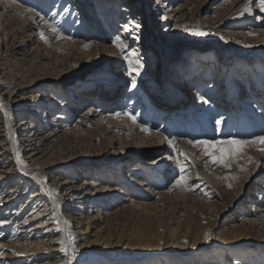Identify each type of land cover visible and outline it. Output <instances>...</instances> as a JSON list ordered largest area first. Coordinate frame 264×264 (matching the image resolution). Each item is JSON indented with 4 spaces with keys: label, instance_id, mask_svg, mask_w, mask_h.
<instances>
[{
    "label": "rangeland",
    "instance_id": "1",
    "mask_svg": "<svg viewBox=\"0 0 264 264\" xmlns=\"http://www.w3.org/2000/svg\"><path fill=\"white\" fill-rule=\"evenodd\" d=\"M257 2L182 0L178 3L181 6L176 13V21L167 30L161 23L167 14L161 17L153 14V5L156 3L148 5L146 9L144 5L142 8L140 5L132 7V10L139 12L140 19L149 28H146L143 37H139V31L130 34V37L143 38L142 46L145 45L156 55V64L148 65V69L158 84H161V92H148L154 95L157 104L163 106L160 109L157 105L161 121H158L159 114L155 108L151 107L150 111L155 112L156 117L152 118L149 113L147 121L141 124L153 131L164 127L165 133L162 135L176 142L177 153L173 155L171 149H166L153 155L152 150L148 149L147 155V152L141 153L140 147H134V157L121 160L113 156L117 148L113 149L110 142L101 144L96 137H88L74 128L67 130L66 127H71L74 121L67 120L62 112L60 126L65 136L91 151V162L83 165L87 171L80 179H86L89 182L88 189L94 193L99 192V196L94 204L84 206V213L78 211L82 216H74L78 220L76 226L74 222L67 221L66 216L67 223L64 222L62 228L64 235L61 232L54 233L39 243H57L59 248L61 246L68 251L65 264H100L101 258L97 262L93 261L96 259L90 256L89 249L84 245L90 241L88 234L110 225L115 226L113 236L119 234L124 239H131L127 246L115 249L116 260L125 261H114L112 264H264V151L260 150L264 144H247L242 147L237 144L222 145L223 156L229 162V166L225 167L223 164H213L204 150L189 143L200 140H251L255 136L264 135V88L259 85L254 90H247L248 82L255 81L258 74L264 72V22H259L261 18L264 19V12L259 10ZM123 3L121 1L118 8L113 10L114 16L119 15L117 9L122 8ZM246 7H250L251 12L246 11ZM120 21L118 24L121 27L127 20L122 18ZM118 27L109 34L96 32L83 38L87 39V43L95 41L110 47ZM185 27L199 28L212 35L196 37L186 32ZM12 28V32H5L2 36L7 41L15 37L16 44L25 41L28 37L26 34H31L23 32L24 26L20 22L13 23ZM13 47L6 45L4 50L10 52ZM29 48L26 49L29 55L26 67L55 79L71 80L65 86L66 92L87 83H95L94 91L87 95L91 94L96 100L103 101L104 96L112 93L107 87L111 71L114 80H124V84L120 85L122 96H125L131 85V80L125 78L127 67L111 50L88 49L74 42L52 45L44 40L38 42L36 49L29 52ZM40 57L43 59L40 60ZM132 60L135 63L136 57ZM15 64L22 67L20 62ZM216 69L226 71V74L220 72L215 76ZM190 70H195L193 73L197 77L192 74L187 76ZM202 70L207 73L200 74ZM172 77H176L174 84L169 81ZM230 77L234 80L231 81ZM199 78L201 83L197 88L195 84H198ZM184 79L195 84L182 87ZM223 80V96L230 93V98L224 99L221 105H224L223 109H228L225 113L231 114L230 119L223 116L222 126H217L215 121L221 118L216 117L219 110L212 111L208 116L204 112L205 105L196 96L203 93L200 89L205 85L212 82L219 85ZM178 88L179 92H186L184 100L172 95L171 92L175 93ZM214 95H208L210 105L211 101H215ZM121 102L110 109L120 107ZM102 105L101 102L97 106ZM57 109L55 114L61 111L59 105ZM157 123L158 127L155 125ZM113 126L114 123L108 124L110 129ZM120 134L121 137L130 136L131 142L135 137L130 128ZM142 140L144 136H140L139 141ZM175 156L185 165L184 169L187 168L183 175L186 174L185 183L189 181L190 186L185 185L171 192L173 180L181 175V172L173 168L174 164H169L171 159H176ZM159 158H163L166 164L165 172L159 169L162 165L150 166ZM133 167L142 170L136 180L150 183V193L140 189L137 182L133 181V173L130 174ZM94 181H99L102 186L94 187ZM115 216L119 220H112ZM7 233H3L5 243L8 241ZM205 233L210 237L208 240L204 238ZM13 251L7 247L0 250V254L3 253L0 264H12L8 256ZM47 261H52L48 253L37 252L22 255L15 264H44Z\"/></svg>",
    "mask_w": 264,
    "mask_h": 264
},
{
    "label": "bare ground",
    "instance_id": "2",
    "mask_svg": "<svg viewBox=\"0 0 264 264\" xmlns=\"http://www.w3.org/2000/svg\"><path fill=\"white\" fill-rule=\"evenodd\" d=\"M121 1H124V5L117 9L120 12L119 15L114 16L113 10L118 8ZM121 1L0 0V250L5 247L14 249L8 256L12 259V264L18 262L24 254L31 255L37 252L48 253L51 256L52 261H47L44 264H65L68 251L66 252L61 246L59 248L57 243L56 245L55 243L54 245H50V243L45 245L39 242L52 237L54 233L61 232V235H64V231H62L64 222H74L76 226L78 220L74 216H82L79 213H84V206L88 203L94 204L99 196V192L94 193L88 189L89 182L86 179H80L82 176L84 177L87 171L83 165L86 162H91V151L79 146L74 139L65 136L60 126V119L63 118L62 112L67 120L74 121L71 127H66L67 130L74 128L75 131L77 130L88 137H96V140L101 144L105 141L110 142L113 149L117 148L113 156H117L121 160L126 157H134V147H140L141 153L151 149L153 155L160 154L166 149H171L173 155L177 153L175 151L176 142L165 139L162 135L165 133L164 127H161L159 131H142L145 126L141 123L147 121L149 113L152 114V118L156 117L155 112L150 111L151 107H154L158 114L163 107L156 103L154 95L151 94L161 92V84H158L148 69V65L156 64V55L149 51L145 45L142 46L143 38L130 37V34L139 31V37H143L144 34L146 35V28H149L140 19L139 12L132 10L133 6L140 5L142 8L144 5L146 9L148 5L156 3L153 5V14L158 17L167 14L161 20L162 25L167 30L170 25L175 23L176 13L181 6L178 3L182 0ZM143 14L145 13L143 12ZM122 18H126L127 21L120 27L118 23L121 22ZM15 22H20L22 27L24 26L23 32L31 33L25 35L28 36L25 41L17 44L14 41L15 37L7 41L2 36L5 32H12V25ZM136 22L142 25L138 30L134 26ZM259 22H264V19L261 18ZM53 27L57 28V32L52 31ZM116 27L118 28L112 40L114 41L117 36L121 38L122 46H124L123 53L113 41L109 47L95 41L87 43L85 41L87 39L83 38L96 32L109 34ZM41 33L46 39H41ZM40 40L46 41L47 44L60 46L73 42L79 47L88 44V49L113 51V54H116L123 65L125 64L127 70L128 60L135 64L132 60L135 57L142 61L144 67L140 75L136 77V88L132 89L130 85L128 92L124 94L125 96H122L120 91L122 90L120 85L124 84V80H114L113 77L115 76L111 71L108 75L107 87L114 94L110 92V95L103 97L105 100L98 99V101L91 94L87 95L94 91L95 83H87L82 87L71 88L69 92H66L65 86L71 80L67 81V78L55 79L26 67L29 56L26 54V49L29 46H31L29 52L36 49ZM6 45L14 46L13 50L6 52L4 50ZM133 50H135V55H133ZM126 56L128 59L125 58ZM39 59L42 60L43 58L40 57ZM15 62H20L22 67L16 65ZM220 70L216 69L215 76L220 72L226 74V71ZM194 71H187V76L195 75ZM126 72V79L131 80V75H136L135 72L131 74L129 71ZM203 73L206 74L207 72L202 70L200 74L203 75ZM263 73L260 72L255 81L248 82L247 90H254V87L259 85L264 88ZM185 79L182 81V87H189L190 83L195 84L191 80L187 82ZM220 79L221 77L216 81ZM230 79L231 81L234 80L233 77ZM169 81L174 84L176 77L169 78ZM197 82L195 87L199 88L200 78ZM224 82V80L220 81L219 85L217 82L209 83L200 89L203 92L201 95H195L196 99L201 102V97L208 99V95H214L217 92L214 95L215 101H211V105L209 102L203 103V106L205 105L204 112L208 116L211 115L212 111L217 112L219 110L220 113L215 115L216 117L224 116L230 119L231 112L225 113L228 109H223L224 105H221L224 99L229 100L230 98V93L223 96L225 88L222 87V84ZM179 91L180 88L175 93H171L172 95L175 94L173 96L178 99L183 98V96L186 97V92ZM120 101H122L120 107L110 109L112 106L118 105ZM101 102L103 105L97 106ZM88 103L90 104L86 106ZM58 105L61 111L55 114L59 110L57 109ZM157 105L160 106V109L157 108ZM125 112L135 114L137 122L133 123L127 116H124L123 113ZM116 113L122 115L118 117ZM157 117L158 121H161L160 114ZM111 123H114L112 129L108 127V124ZM153 124L154 122L151 121V125ZM155 125L158 127L159 124ZM126 128L131 129L132 136L133 133L135 134L132 142L129 141L130 136L121 137L120 133ZM220 130L221 127H219ZM140 136H144V140L141 142L139 141ZM181 142L185 143V141ZM192 145L194 146V144ZM194 147L203 150L199 146ZM147 155L142 156L146 157ZM175 158L172 160L169 157L171 159L169 164H174L173 168L180 173L181 165L184 164L180 163L181 160L178 156ZM163 164V158H159L150 163V166L160 167L162 165L159 169L165 172L166 164ZM183 167L185 168V165ZM141 171L133 167L130 171V174L133 173L131 177L134 182H137L140 189L143 188L142 190L150 193L152 191L150 183L136 180V177L141 176ZM167 172L169 174L170 170L168 169ZM175 181L176 179L172 182L171 192L185 185L190 186V182L187 181L177 187ZM93 184L94 187L102 186L99 181H94ZM120 210L122 209H118V211ZM63 211H66L67 214ZM112 220H119V218L115 216L112 217ZM114 227L106 225L93 234H88L90 241L84 247L89 249L90 256L96 259L93 261L97 262L98 258H101L100 264L125 261V259L116 260L115 249L119 246H127L131 239H124L119 234L113 236ZM6 231H8L7 243L3 239V233ZM2 255L3 253L0 254V256Z\"/></svg>",
    "mask_w": 264,
    "mask_h": 264
},
{
    "label": "snow or ice",
    "instance_id": "3",
    "mask_svg": "<svg viewBox=\"0 0 264 264\" xmlns=\"http://www.w3.org/2000/svg\"><path fill=\"white\" fill-rule=\"evenodd\" d=\"M257 6L259 8V10L261 12H264V0H258L257 2ZM248 12H251V8L250 7H246L245 9ZM135 29H140L142 27V25L139 22L135 23ZM186 32H189L191 35L196 36V37H206L209 35H212V33L203 31L199 28H193V29H189L187 27H185L184 29ZM52 31L55 33L57 32V28L53 27ZM138 38V37H137ZM41 39H46V37H44V35L41 33ZM113 43L115 44L116 47H118L120 49V51L123 53L124 52V46H122V41L121 38L119 36H117L115 38V40L113 41ZM85 48H88L89 45L85 44L84 45ZM133 55H135V50H133ZM126 59H128V57H125ZM144 65L143 63L139 60L136 59L135 64H133V62L131 60H128V71L129 74H131L132 72H135V76H132L131 78V88L135 89L136 88V77L140 75L141 70L143 69ZM201 102L207 104L208 100L201 97ZM121 113H116V116H121ZM124 116H127L133 123L137 122V117L135 114L132 113H128L125 112L123 113ZM223 122V117H221L220 119H217L215 121V124L217 126L221 125ZM142 131L148 132L150 131V129L148 128H142ZM189 143L194 144V146H199L201 148H203L204 150V154L208 157L211 158V161L213 164H223L225 167L229 166V162L228 160H226L223 156V148H222V144H228L229 146L233 145V144H238L241 146H244L246 144H253V145H260V144H264V135H258L253 137L251 140H237V139H228L226 141H209V140H201V141H189ZM261 151H264V148L260 149ZM229 151L231 152V148H229ZM221 153L220 155H218L217 153ZM251 160V158H249ZM181 175L178 179H176L175 181V186L179 187L181 185H183L185 183V176L183 175L184 172V167L183 165H181ZM243 171V169H242ZM229 187H231V185H229ZM191 190V189H188ZM205 240H208L210 237L207 233H205ZM185 244L188 243L187 240L184 241ZM63 250V249H62ZM73 258H75V254L73 255Z\"/></svg>",
    "mask_w": 264,
    "mask_h": 264
}]
</instances>
